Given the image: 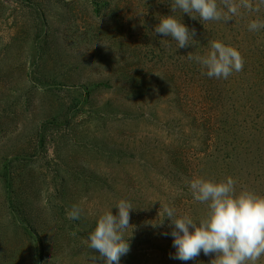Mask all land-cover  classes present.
I'll use <instances>...</instances> for the list:
<instances>
[{"label":"rangeland","instance_id":"1","mask_svg":"<svg viewBox=\"0 0 264 264\" xmlns=\"http://www.w3.org/2000/svg\"><path fill=\"white\" fill-rule=\"evenodd\" d=\"M171 2L0 0V264H94L88 234L121 198L135 228L120 264H210L171 258L168 220L150 223L161 205L203 217L197 177L264 195L263 139L243 123L232 134V75L209 78L187 58L211 40L232 46L241 26L209 21L204 33L177 10L197 35L178 48L154 33ZM247 15L242 31L258 12Z\"/></svg>","mask_w":264,"mask_h":264},{"label":"clouds","instance_id":"2","mask_svg":"<svg viewBox=\"0 0 264 264\" xmlns=\"http://www.w3.org/2000/svg\"><path fill=\"white\" fill-rule=\"evenodd\" d=\"M264 6V0H172L171 15L158 18L154 33L163 37H171L178 48L193 45L195 29L189 30L174 13L179 10L193 19L201 22H227L241 14V9L255 13ZM264 29V20L252 19L248 30L257 32ZM187 58L201 66L209 78L228 79L233 72H241L244 59L234 47L220 40L209 41V50L204 55ZM236 182L232 178L214 181L204 178H192L188 187L193 198L207 205L206 214L193 219L188 215H178L174 207L161 205L163 212H158L159 222H150L152 227L164 225L168 227L173 238L172 246L176 249L171 257L181 261L196 260L203 252L208 256L214 254L210 264H246L255 262L264 255V195L254 191L236 190ZM118 209L113 214L111 209ZM110 209L97 216L95 228L89 232V247L99 253L93 257L103 264H120L121 257L130 251V237L135 228L130 224L132 204L126 199H119ZM80 215L77 206L73 205L69 217L78 219ZM157 220V219H156ZM155 220V221H156ZM131 230V234L126 233Z\"/></svg>","mask_w":264,"mask_h":264},{"label":"trees","instance_id":"3","mask_svg":"<svg viewBox=\"0 0 264 264\" xmlns=\"http://www.w3.org/2000/svg\"><path fill=\"white\" fill-rule=\"evenodd\" d=\"M255 3L256 0H253ZM262 6L258 12L257 19L264 20ZM249 12L241 9V14L232 19V28L235 29L232 36V46H234L244 59V68L241 72L232 74V134L235 136L241 123L244 131L249 132L248 137L254 136L258 132L264 141V40L259 32L264 33V29L257 32H251L247 29L242 33V26L247 22ZM253 15V13H251ZM196 21L195 19L193 20ZM196 23H194V26ZM209 21L200 24L208 30ZM248 27V26H247ZM251 34V35H250ZM209 35H212L209 33ZM197 37V35H195ZM212 81L210 82V84ZM249 143V142H246ZM250 146L245 145V147Z\"/></svg>","mask_w":264,"mask_h":264}]
</instances>
